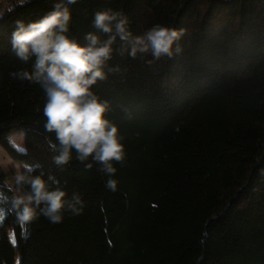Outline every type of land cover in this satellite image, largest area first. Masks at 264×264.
<instances>
[{"label": "trees", "instance_id": "16d2710c", "mask_svg": "<svg viewBox=\"0 0 264 264\" xmlns=\"http://www.w3.org/2000/svg\"><path fill=\"white\" fill-rule=\"evenodd\" d=\"M55 3L12 2L0 15V148L58 180L68 197L79 194L82 210L66 209L59 222L42 214L21 221L0 170V264H264V0L70 5L68 34L81 42L89 31L105 38L92 21L109 7L128 16L134 34L156 23L181 30L173 55L159 60L122 55L117 39L106 77L92 86L125 149L113 161L115 190L91 157L53 161L46 97L39 84L11 76L35 60L15 54L14 21ZM20 130L24 150L10 141Z\"/></svg>", "mask_w": 264, "mask_h": 264}, {"label": "clouds", "instance_id": "9594fccd", "mask_svg": "<svg viewBox=\"0 0 264 264\" xmlns=\"http://www.w3.org/2000/svg\"><path fill=\"white\" fill-rule=\"evenodd\" d=\"M75 2L56 0L54 7L37 19L14 21L11 42L15 54L24 61L31 57L35 60L31 71L20 69L11 76L39 84L46 97L44 129L55 135V140L48 139L53 161L62 165L74 156L80 161L91 157L107 175L106 186L115 190L118 180L113 161H122L125 149L117 125L106 115L108 101L101 99L92 86L106 77L104 65L111 58L117 39L122 55L150 53L152 60H159L173 55V45L181 30L156 23L145 32L134 34L128 16L109 7L98 9L92 21L96 29L106 34L105 38L89 31L84 36L85 42H81L68 34L70 5ZM5 10H9L7 3L0 5V15ZM179 50L176 45L175 51ZM10 163L14 170L5 176L4 186L12 193L11 206L19 220L31 221L42 214L52 222H59L66 209L82 210L79 194L68 197L67 190L51 175L33 174L31 164L14 162L6 154L0 158V168L6 170ZM91 166L89 162L87 167Z\"/></svg>", "mask_w": 264, "mask_h": 264}, {"label": "rangeland", "instance_id": "374dc122", "mask_svg": "<svg viewBox=\"0 0 264 264\" xmlns=\"http://www.w3.org/2000/svg\"><path fill=\"white\" fill-rule=\"evenodd\" d=\"M13 2V0H0V5L2 4H5L7 3L8 6ZM10 141L11 143H13L18 149L20 150H24L25 149V132L23 130H20V131H16V132H13L11 135H10ZM0 149H3V148H0ZM7 155V156H10L4 149H3V152L0 153V158H2L4 155ZM11 157V156H10ZM12 160L14 162H20L19 160L11 157ZM0 170H3L7 175H10L12 173V171L14 170L13 169V166L12 164H8L7 165V169L5 170L4 168H0ZM18 259H16V262L15 264H18Z\"/></svg>", "mask_w": 264, "mask_h": 264}]
</instances>
